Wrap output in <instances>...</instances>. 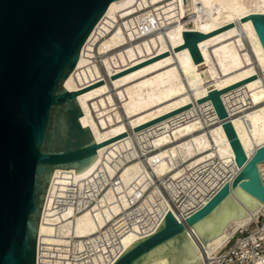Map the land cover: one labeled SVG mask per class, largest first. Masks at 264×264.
I'll return each instance as SVG.
<instances>
[{
    "label": "bare ground",
    "instance_id": "bare-ground-1",
    "mask_svg": "<svg viewBox=\"0 0 264 264\" xmlns=\"http://www.w3.org/2000/svg\"><path fill=\"white\" fill-rule=\"evenodd\" d=\"M257 13H264V0L111 2L64 82L68 91H79L81 125L102 143L206 96L195 62L180 47L182 32L206 34ZM197 46L215 89L264 70V51L249 19L203 38ZM245 97L254 107L237 113L236 101ZM221 100L250 156L264 144V75L223 92ZM237 170L221 122L204 100L100 146L93 164L80 174L55 169L38 241L49 250L47 258L55 247L81 250L86 242L95 244L94 235L113 222L107 231L114 229L120 252L152 233L165 212L180 219L188 208L205 203L204 196L229 182ZM69 193L88 198L71 206ZM59 201L66 203L61 209ZM263 207L231 222L205 246L196 244L199 263L235 232L250 227ZM103 260L97 255L91 264ZM148 264L168 262L163 258Z\"/></svg>",
    "mask_w": 264,
    "mask_h": 264
},
{
    "label": "water",
    "instance_id": "water-1",
    "mask_svg": "<svg viewBox=\"0 0 264 264\" xmlns=\"http://www.w3.org/2000/svg\"><path fill=\"white\" fill-rule=\"evenodd\" d=\"M119 0H0V264H35L41 213L55 169L87 170L97 149L209 100L229 141L238 172L200 209L179 222L167 211L156 229L135 240L111 264H198L199 249L234 220L264 203L259 165L264 144L247 156L221 100L229 89L264 75L261 70L220 90L202 61L198 42L249 19L264 51V13L209 33L182 32L208 94L102 143L80 123L79 91L64 82L109 4ZM202 247V246H201Z\"/></svg>",
    "mask_w": 264,
    "mask_h": 264
},
{
    "label": "built area",
    "instance_id": "built-area-1",
    "mask_svg": "<svg viewBox=\"0 0 264 264\" xmlns=\"http://www.w3.org/2000/svg\"><path fill=\"white\" fill-rule=\"evenodd\" d=\"M237 113L248 111L254 107L250 98L245 97L244 100L236 101ZM237 111V110H236ZM212 113V112H211ZM155 152L151 150L150 153ZM262 181L264 183V163L262 165V170H259ZM238 172V170H237ZM236 172V174H237ZM235 174V175H236ZM233 176V178L235 177ZM233 178L230 180L232 181ZM228 183L222 182L219 186L213 188L208 194L204 196L206 202L201 205L197 204L188 208L183 215L180 214V219H178L172 212L173 216L177 221L182 222L193 212L200 209L207 201L225 184ZM163 194L167 197L168 190L162 187ZM102 190L98 193V195ZM88 195L83 196H74L72 193L68 195V202L71 206H77V202L80 200L84 201ZM47 197V196H46ZM46 200V199H45ZM93 201L88 202L84 206L91 205ZM45 204V203H44ZM66 203L60 201L57 203L58 208H62ZM44 209V208H43ZM176 210V207H175ZM43 212V211H42ZM166 213V212H165ZM164 213V215H165ZM163 215V217H164ZM42 218V213H41ZM40 218V222H41ZM113 223V222H112ZM112 223L105 226L101 233H96L95 244L85 243V247L81 250L74 248L73 246H66L65 249H60L55 247L51 252L52 255L47 258V252L49 251L45 244L38 241L39 233L36 243V255H35V264H91L95 256L101 255L104 260L100 264H111L113 260L122 252L118 251V245L113 230H108ZM40 225V224H39ZM107 231V232H106ZM60 247V246H58ZM100 248V250H98ZM199 264H264V207L260 209L257 214V218L252 222V227H249L244 230H238L235 232L220 248H218L214 253L210 255L205 254V258L201 260Z\"/></svg>",
    "mask_w": 264,
    "mask_h": 264
},
{
    "label": "rangeland",
    "instance_id": "rangeland-1",
    "mask_svg": "<svg viewBox=\"0 0 264 264\" xmlns=\"http://www.w3.org/2000/svg\"><path fill=\"white\" fill-rule=\"evenodd\" d=\"M250 227H252V223H251ZM248 228H249V227H248Z\"/></svg>",
    "mask_w": 264,
    "mask_h": 264
}]
</instances>
